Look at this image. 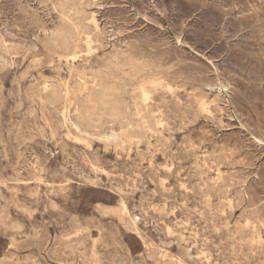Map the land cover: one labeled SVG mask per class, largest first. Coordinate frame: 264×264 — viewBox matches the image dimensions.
I'll return each instance as SVG.
<instances>
[{
  "label": "rangeland",
  "instance_id": "rangeland-1",
  "mask_svg": "<svg viewBox=\"0 0 264 264\" xmlns=\"http://www.w3.org/2000/svg\"><path fill=\"white\" fill-rule=\"evenodd\" d=\"M0 264H264V0H0Z\"/></svg>",
  "mask_w": 264,
  "mask_h": 264
},
{
  "label": "bare ground",
  "instance_id": "bare-ground-1",
  "mask_svg": "<svg viewBox=\"0 0 264 264\" xmlns=\"http://www.w3.org/2000/svg\"><path fill=\"white\" fill-rule=\"evenodd\" d=\"M62 18L64 20V24L57 30L55 36L63 45V49L68 53L66 56L74 59L77 55L78 47L81 45L82 42L83 43L85 42L87 44L90 41V37L88 33L81 31L80 28H78L77 26L75 25L72 26L69 24H68L69 26L66 25L65 22L71 21L70 15L67 11L65 10L63 11ZM106 90H107L106 92L108 93L104 92V94H102L96 100V103H94L93 101V104L92 103L86 104V109L80 112L81 114L80 116L82 119L86 121L87 120L88 121H99L101 120V117L104 115L105 116L107 115L113 118L117 117L120 111V107L118 103L113 98L110 97V94H109L110 90H108V87L106 88ZM68 91L69 90H66L65 92L66 96L69 95ZM112 136H114V133L112 134Z\"/></svg>",
  "mask_w": 264,
  "mask_h": 264
}]
</instances>
